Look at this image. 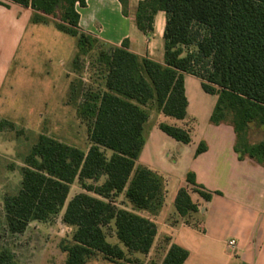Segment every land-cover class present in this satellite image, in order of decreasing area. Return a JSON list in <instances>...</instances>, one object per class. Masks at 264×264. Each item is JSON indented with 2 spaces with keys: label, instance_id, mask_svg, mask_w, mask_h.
I'll list each match as a JSON object with an SVG mask.
<instances>
[{
  "label": "trees",
  "instance_id": "obj_1",
  "mask_svg": "<svg viewBox=\"0 0 264 264\" xmlns=\"http://www.w3.org/2000/svg\"><path fill=\"white\" fill-rule=\"evenodd\" d=\"M6 1L59 18L58 28L77 38L75 62L99 48L96 62L105 71L103 88L89 93L78 108L80 118L90 122L89 151L46 135L39 137L25 159L20 189L4 200L10 233L23 234L32 222H45L65 209L63 222L75 228L74 244L63 248L66 264H86L94 254L116 264H136L128 254L148 255L157 226L120 208L114 200L125 194L137 211L159 208L165 195L162 178L136 163L146 144L150 105L156 104L166 117L187 118L185 74L200 78L204 92L217 96L211 122L233 126L239 159L248 158L264 166V139L249 141L252 125L264 130V0L140 3L136 23L148 35L154 32L157 13L166 14L164 65L140 59L128 50L127 42L121 48L107 50L92 36L81 33L76 7H86L87 0ZM119 1L126 12L129 0ZM191 47L195 50L188 51ZM76 94L72 84L74 102L78 100ZM3 124L14 127L7 121ZM159 128L177 142L188 145L192 141L189 130L166 124ZM206 150L202 143L196 155ZM107 151L112 152L110 157ZM103 178L104 183L97 185ZM76 181L85 193L68 201ZM186 182L204 200L212 199L213 194L197 183L193 172L187 174ZM175 203L181 216L198 211L186 188L179 190ZM112 225L127 252L108 241L106 229ZM188 257L186 249L173 245L162 264H185ZM0 264L18 263L5 249L0 252Z\"/></svg>",
  "mask_w": 264,
  "mask_h": 264
},
{
  "label": "crops",
  "instance_id": "obj_2",
  "mask_svg": "<svg viewBox=\"0 0 264 264\" xmlns=\"http://www.w3.org/2000/svg\"><path fill=\"white\" fill-rule=\"evenodd\" d=\"M145 1L129 0L125 12L119 0H87L86 7H76L80 15L79 31L95 38L107 50L121 48L127 42L128 50L140 59L164 65L166 14L162 11L157 13L152 34L142 32L137 26L136 15L139 4ZM59 22V18L41 15L30 7L0 0V100L16 85L10 80L16 69L20 77L30 67L35 70L40 68L43 77H55L52 96L39 107L40 124L44 123L47 115L44 110L53 105L54 115L70 107L78 114L79 104L71 98L74 80L69 69L78 52L77 38L61 31L57 25ZM53 62H56V72L48 66ZM188 79L191 88L188 87ZM63 82L62 96L56 102L60 83ZM197 82L202 89L200 78L185 74L188 115L185 120L179 121L182 123L181 129L190 131L191 143L185 145L176 141L175 144L161 134L163 132L159 126L168 124L165 123L166 116L155 104L158 123L148 128L146 144L138 159L140 168H147L162 178L165 191L156 213L145 216L158 230L151 251L162 252L163 258L159 264L163 263L173 245L189 252L185 264H264V166L248 158L239 159L235 151L233 126L230 123L215 125L211 122L218 98L205 93L203 89L206 95L215 97V102L210 110L207 130H199L197 117L191 114L192 110H199L194 102V97L199 94ZM5 109V105H0V120L17 124L16 119L3 111ZM149 123L150 119L146 126L149 127ZM195 133H198L197 139ZM53 139L64 143L61 139ZM202 143L207 150L196 155ZM64 144L80 149L79 145ZM166 144L177 147L179 151L173 166L160 156L161 148ZM89 149L90 141L88 149L80 150L87 153ZM181 163L187 165L182 176L184 183L169 194L171 171ZM189 172L196 175L197 183L204 190L213 194L210 201L204 200L188 185L186 177ZM224 180L225 183L222 182ZM182 188L189 190L192 202L198 206L197 212L186 216L178 213L175 202ZM229 241L236 243V254L228 250Z\"/></svg>",
  "mask_w": 264,
  "mask_h": 264
},
{
  "label": "rangeland",
  "instance_id": "obj_3",
  "mask_svg": "<svg viewBox=\"0 0 264 264\" xmlns=\"http://www.w3.org/2000/svg\"><path fill=\"white\" fill-rule=\"evenodd\" d=\"M191 47L188 51H194ZM100 49L97 48L89 56L81 58L76 63L75 57L70 65V73L72 74L73 86L77 102L79 106L83 105L86 96L93 91L103 88L105 71L96 62L97 55ZM186 54V53H185ZM184 54V55H185ZM40 63V62H37ZM48 66L55 70L56 62ZM57 67V66H56ZM61 70V69H60ZM56 72V70H55ZM53 71V73H55ZM55 77H43L40 75V68H28L22 76L19 77L18 69L15 70V75L10 76L12 89L5 93L0 105H5L8 115L18 122L14 127L4 125L3 120H0V252L9 250L14 255L18 264H66L67 253L63 251L66 246L73 245V235L75 228L66 225L63 222L65 209L56 216H53L45 222H32L23 234H12L8 230L6 215L4 210V200L7 196L15 195L21 187L23 175L22 169L25 167V159L30 154L32 148L38 142L41 135H46L50 138L61 139L64 143L71 145H79L80 149H88L89 147V127L90 122L80 118L76 114L73 107L66 111L56 112L55 105L44 110L47 113L44 123L40 124V105L52 96V81ZM64 82L60 83L58 92L59 98L63 93ZM188 87L191 88V82L188 79ZM199 94L194 97L197 110H192L191 114L197 117L196 126L200 131L207 130L209 125L210 110L215 102V97L206 95L201 89L200 83L197 82ZM75 95H73L74 97ZM40 99L39 103H35ZM196 109V108H195ZM148 111L151 115L149 127L146 126L145 136L149 134L148 128H153L158 123V111L156 105H150ZM194 123V121H191ZM165 123L171 126L182 128V123L179 120L165 117ZM40 124V125H39ZM161 133V132H160ZM165 138L171 142L177 143L163 133ZM197 139L198 133L194 134ZM264 139V130L252 125L249 132V141L258 143ZM179 144V143H178ZM181 145V144H179ZM160 156L167 160L170 166H173L179 157L177 147L164 145L161 148ZM112 155L111 151H107V156ZM159 156V157H160ZM255 162V161H254ZM136 165L140 167L141 163ZM186 163H181L173 171H171V182L168 183L169 194L183 184V173L186 169ZM105 178L101 179L97 185L103 184ZM225 183V180L222 181ZM93 182H89L92 184ZM85 193L81 185L76 181L70 190L68 201L74 196ZM170 197V195H169ZM120 208L133 211L143 217L146 214L156 213V209L152 212L137 211L129 203L125 194H122L114 200ZM108 241L112 244L121 245L115 234V227L112 225L106 229ZM122 248L123 245H121ZM126 251V249L124 248ZM127 252V251H126ZM128 257L135 261L136 264H159L162 261L163 254L161 251H150L148 255H129ZM86 264H116L106 259L101 254L91 256Z\"/></svg>",
  "mask_w": 264,
  "mask_h": 264
},
{
  "label": "built area",
  "instance_id": "obj_4",
  "mask_svg": "<svg viewBox=\"0 0 264 264\" xmlns=\"http://www.w3.org/2000/svg\"><path fill=\"white\" fill-rule=\"evenodd\" d=\"M228 250L230 251L231 254H236L237 252V245L234 241H229L227 243Z\"/></svg>",
  "mask_w": 264,
  "mask_h": 264
}]
</instances>
